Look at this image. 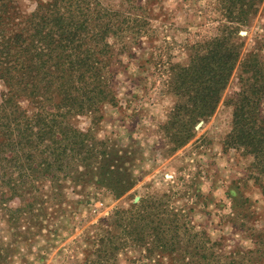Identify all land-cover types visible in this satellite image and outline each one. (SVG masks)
<instances>
[{
    "label": "trees",
    "instance_id": "trees-1",
    "mask_svg": "<svg viewBox=\"0 0 264 264\" xmlns=\"http://www.w3.org/2000/svg\"><path fill=\"white\" fill-rule=\"evenodd\" d=\"M28 1L30 10L22 9L19 0H0V201L20 198L23 207L12 212L32 214L38 184L51 185L71 175L82 182L92 169V185L117 198L132 181H121L118 169L104 164L112 152L103 141L68 119L79 114L99 119L103 104L116 103L118 61L109 38L127 39L140 49L149 24L137 13L142 5L124 0L125 7L118 10L99 0ZM214 1L221 17L215 33L192 43L188 63L171 64L167 78L160 80L175 98L162 129L172 149L183 145L193 135V125L213 113L237 67L238 89L228 101L231 123L223 146L251 158L250 178L264 196V33L242 57V43L236 41L239 28L247 26L262 0ZM122 46L127 47L125 42ZM239 201L231 197V210L247 202ZM184 217L163 197L114 208L101 220L84 260L70 264H116L117 256L130 248H138L140 259L149 264L262 261L264 253L260 261H252L248 255L255 250L238 246L224 253L220 241L193 231ZM253 244L258 247L260 241Z\"/></svg>",
    "mask_w": 264,
    "mask_h": 264
},
{
    "label": "rangeland",
    "instance_id": "rangeland-1",
    "mask_svg": "<svg viewBox=\"0 0 264 264\" xmlns=\"http://www.w3.org/2000/svg\"><path fill=\"white\" fill-rule=\"evenodd\" d=\"M99 1L111 9L122 10L126 5L124 0ZM134 2L142 5L137 13L148 20V39L142 36L138 49L137 43L127 39L109 38L118 61L116 103L103 104L99 119L90 114L68 119L76 129H90L96 140L104 142L105 150L112 152L104 164L114 165L118 179L131 180V187L115 198L92 185V169L82 182L71 175L51 185L47 181L38 184L37 209L32 214L12 212L23 207L20 198L0 201V264L83 261L91 249L92 237L100 232L101 220L114 208L126 209L146 197H163L185 216L193 231H204L211 240L220 241L224 253L237 246L252 249L255 252L248 257L260 261L259 255L264 253V196L250 178L251 158L240 149L223 146L231 123L228 101L238 89V68L221 91L213 113L193 125V135L183 145L172 149L173 143L162 129L175 98L160 80L167 78L171 64L188 63L192 43L215 33L221 20L216 2ZM19 6L30 10L33 4L19 0ZM260 33H264V0L247 26L239 28L236 41L242 43L241 57L257 45L255 38ZM124 42L130 48H121ZM231 197L247 202L231 210ZM253 240L260 241V245L255 246ZM141 253L138 248H130L118 255L115 263L149 264L140 259ZM260 257L259 264H264V254Z\"/></svg>",
    "mask_w": 264,
    "mask_h": 264
},
{
    "label": "water",
    "instance_id": "water-1",
    "mask_svg": "<svg viewBox=\"0 0 264 264\" xmlns=\"http://www.w3.org/2000/svg\"><path fill=\"white\" fill-rule=\"evenodd\" d=\"M200 125V124H199ZM137 199V197L135 198V200Z\"/></svg>",
    "mask_w": 264,
    "mask_h": 264
}]
</instances>
